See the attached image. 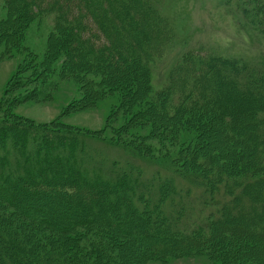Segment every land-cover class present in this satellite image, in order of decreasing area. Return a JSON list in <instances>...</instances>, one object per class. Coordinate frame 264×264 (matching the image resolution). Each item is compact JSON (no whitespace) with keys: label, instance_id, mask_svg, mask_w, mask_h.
<instances>
[{"label":"trees","instance_id":"1","mask_svg":"<svg viewBox=\"0 0 264 264\" xmlns=\"http://www.w3.org/2000/svg\"><path fill=\"white\" fill-rule=\"evenodd\" d=\"M2 1L0 25L52 19L46 62L57 54L58 72L80 74L96 93L122 91L142 123L180 133L183 150L151 159L76 131L0 123V203L24 221H0V264H67L64 244L89 228L137 258L230 246L231 264H264V58L189 52L153 91L152 63L172 40L159 0ZM235 2L244 29L264 40V0ZM37 229L49 242L34 240Z\"/></svg>","mask_w":264,"mask_h":264},{"label":"rangeland","instance_id":"2","mask_svg":"<svg viewBox=\"0 0 264 264\" xmlns=\"http://www.w3.org/2000/svg\"><path fill=\"white\" fill-rule=\"evenodd\" d=\"M158 9L169 21L172 40L152 63L153 91L165 84L171 68L189 52L251 63L264 58V40L244 29L235 0H159ZM5 16L0 0V21ZM52 23L45 19L24 28L0 25V123L76 131L95 140L134 146L151 159L183 150L180 133H170V126L162 122L142 123L135 115L137 103L129 105L122 91L96 93L98 86L80 74L65 69L58 72L57 54L46 62ZM90 28V34L97 35L92 24ZM218 149L224 150L222 143ZM189 200L196 210L201 209L192 195ZM211 209L206 208L201 216ZM195 212L192 219L199 213ZM5 217L24 222L0 203V221H6ZM46 232L34 230V240ZM70 239L61 249L67 264H231L227 260L232 256L230 246L223 253L137 258L118 236L97 228L80 231ZM43 240L49 242L47 237Z\"/></svg>","mask_w":264,"mask_h":264}]
</instances>
